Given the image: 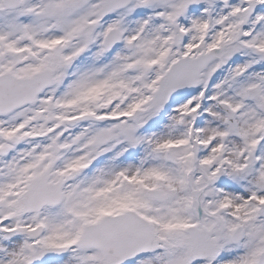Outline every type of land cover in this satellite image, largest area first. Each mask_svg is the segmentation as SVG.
<instances>
[{
    "label": "snow or ice",
    "instance_id": "snow-or-ice-1",
    "mask_svg": "<svg viewBox=\"0 0 264 264\" xmlns=\"http://www.w3.org/2000/svg\"><path fill=\"white\" fill-rule=\"evenodd\" d=\"M0 264H264V0H0Z\"/></svg>",
    "mask_w": 264,
    "mask_h": 264
}]
</instances>
